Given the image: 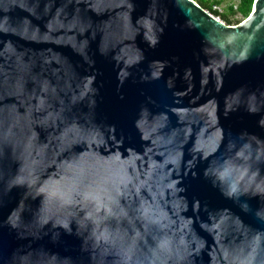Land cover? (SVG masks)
<instances>
[{"label": "water", "instance_id": "1", "mask_svg": "<svg viewBox=\"0 0 264 264\" xmlns=\"http://www.w3.org/2000/svg\"><path fill=\"white\" fill-rule=\"evenodd\" d=\"M0 264H264V0H0Z\"/></svg>", "mask_w": 264, "mask_h": 264}, {"label": "trees", "instance_id": "2", "mask_svg": "<svg viewBox=\"0 0 264 264\" xmlns=\"http://www.w3.org/2000/svg\"><path fill=\"white\" fill-rule=\"evenodd\" d=\"M194 1L200 8L207 11L214 17H218L225 25H232L230 20L227 16L218 13L216 10L212 9V6L215 5L217 2H208L207 0H192ZM253 0H238L237 5L235 6L234 10L237 14H239L243 19L248 16L250 13V7ZM231 12V9L228 8Z\"/></svg>", "mask_w": 264, "mask_h": 264}, {"label": "rangeland", "instance_id": "3", "mask_svg": "<svg viewBox=\"0 0 264 264\" xmlns=\"http://www.w3.org/2000/svg\"><path fill=\"white\" fill-rule=\"evenodd\" d=\"M207 1L209 3L217 2L215 5L212 6V9L216 10L218 13L222 15L227 16L232 25H235L243 20V18L235 11L232 12V10H234L235 6L237 5L238 0H207ZM228 8L231 9V12Z\"/></svg>", "mask_w": 264, "mask_h": 264}, {"label": "built area", "instance_id": "4", "mask_svg": "<svg viewBox=\"0 0 264 264\" xmlns=\"http://www.w3.org/2000/svg\"><path fill=\"white\" fill-rule=\"evenodd\" d=\"M216 19H218V17H215ZM219 20V19H218Z\"/></svg>", "mask_w": 264, "mask_h": 264}]
</instances>
